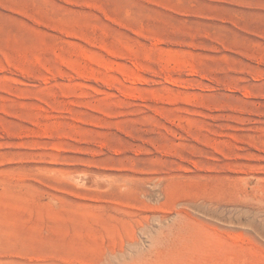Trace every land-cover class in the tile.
I'll use <instances>...</instances> for the list:
<instances>
[{"label":"rangeland","instance_id":"1","mask_svg":"<svg viewBox=\"0 0 264 264\" xmlns=\"http://www.w3.org/2000/svg\"><path fill=\"white\" fill-rule=\"evenodd\" d=\"M0 264H264V0H0Z\"/></svg>","mask_w":264,"mask_h":264},{"label":"bare ground","instance_id":"2","mask_svg":"<svg viewBox=\"0 0 264 264\" xmlns=\"http://www.w3.org/2000/svg\"><path fill=\"white\" fill-rule=\"evenodd\" d=\"M83 180V179H82Z\"/></svg>","mask_w":264,"mask_h":264}]
</instances>
